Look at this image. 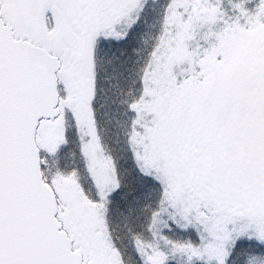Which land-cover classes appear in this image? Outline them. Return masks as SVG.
<instances>
[{"label":"snow or ice","instance_id":"snow-or-ice-1","mask_svg":"<svg viewBox=\"0 0 264 264\" xmlns=\"http://www.w3.org/2000/svg\"><path fill=\"white\" fill-rule=\"evenodd\" d=\"M0 264H264V0H0Z\"/></svg>","mask_w":264,"mask_h":264},{"label":"trees","instance_id":"trees-1","mask_svg":"<svg viewBox=\"0 0 264 264\" xmlns=\"http://www.w3.org/2000/svg\"><path fill=\"white\" fill-rule=\"evenodd\" d=\"M149 23H151V21H149Z\"/></svg>","mask_w":264,"mask_h":264}]
</instances>
